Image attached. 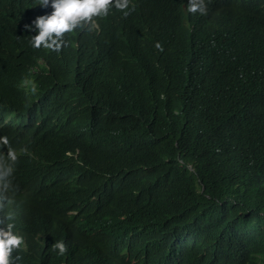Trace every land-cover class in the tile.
<instances>
[{
	"label": "clouds",
	"instance_id": "9594fccd",
	"mask_svg": "<svg viewBox=\"0 0 264 264\" xmlns=\"http://www.w3.org/2000/svg\"><path fill=\"white\" fill-rule=\"evenodd\" d=\"M253 39L264 40V0H0V264L257 258L264 224L233 195H220L229 186L220 189L218 172L214 214L172 211L169 229L150 227L129 193L155 189L152 197L169 208L173 193L158 189L172 179L130 160L104 116L69 122L53 108L122 82L132 93L129 73L137 70L186 118L193 92L206 99L218 89L234 92L227 76L256 74L242 64L245 57L262 61ZM225 105L224 94L207 100L209 111Z\"/></svg>",
	"mask_w": 264,
	"mask_h": 264
},
{
	"label": "trees",
	"instance_id": "16d2710c",
	"mask_svg": "<svg viewBox=\"0 0 264 264\" xmlns=\"http://www.w3.org/2000/svg\"><path fill=\"white\" fill-rule=\"evenodd\" d=\"M250 47L262 61L245 57L242 64L256 74L227 76L234 92L218 89L207 94V99L193 92L194 100L185 108L186 118L174 115L162 89L150 90L152 77L140 75L137 70L129 73L134 83L132 93L122 82L111 92L104 88L103 94L67 96L53 108L69 122L82 115L104 116L105 125L130 160L145 165L154 175L172 179V186L158 189L173 193L176 202L169 208L157 195L152 197L150 192L155 189L147 187L137 193L133 189L129 193L135 207L132 210L145 215L144 222L150 227L162 222L169 229L177 219L172 218V211L214 214L216 172L224 179L220 189L229 186L228 191L219 190L220 195H233L237 205L253 212L254 218L264 224V40L253 39ZM41 92L46 95L45 90ZM223 94L226 105L209 111L207 100ZM72 127L76 128L74 124ZM199 138L203 142L192 141ZM188 163L192 169L186 167ZM133 169H138L137 164ZM198 180L204 185L203 192L195 190ZM261 233L254 248L258 256L250 257V264H264V226Z\"/></svg>",
	"mask_w": 264,
	"mask_h": 264
}]
</instances>
